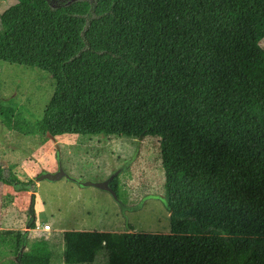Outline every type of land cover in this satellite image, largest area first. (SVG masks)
Segmentation results:
<instances>
[{"label":"trees","instance_id":"16d2710c","mask_svg":"<svg viewBox=\"0 0 264 264\" xmlns=\"http://www.w3.org/2000/svg\"><path fill=\"white\" fill-rule=\"evenodd\" d=\"M50 1L0 12V62L54 81L42 118L9 99L1 124L43 142L157 139L171 228L66 231L64 262L105 249L109 264H264V0ZM15 167L0 165L1 184H22ZM25 243L0 232V255L52 264L45 238L20 255Z\"/></svg>","mask_w":264,"mask_h":264},{"label":"rangeland","instance_id":"374dc122","mask_svg":"<svg viewBox=\"0 0 264 264\" xmlns=\"http://www.w3.org/2000/svg\"><path fill=\"white\" fill-rule=\"evenodd\" d=\"M55 1H50L51 5ZM14 3L0 0V12ZM53 92L54 81L46 72L0 62V103L13 99L26 109L28 119L42 118ZM0 165L6 175L9 166L15 165L13 172L22 183L16 187L0 183V232H23L24 252L34 240L45 238L54 253L52 264H66V231L170 234L157 139L64 135L43 142L39 136L7 130L0 120ZM60 167L79 183L103 182L121 170L119 178L124 186L118 189L120 203L106 191L81 186L66 177L38 180L44 172L58 173ZM46 224L51 231H44ZM16 260L0 255V264ZM92 264H109L107 251L101 250Z\"/></svg>","mask_w":264,"mask_h":264},{"label":"water","instance_id":"95a60500","mask_svg":"<svg viewBox=\"0 0 264 264\" xmlns=\"http://www.w3.org/2000/svg\"><path fill=\"white\" fill-rule=\"evenodd\" d=\"M74 1H78V0H71L68 4L74 2ZM121 170H118L116 172H114L113 174H111V176L103 181V182H81L79 183L76 179L71 178L68 174H66L62 168L60 167V170L58 171V173L56 174H50V173H43L38 180H50V181H57L63 177L68 178L69 180L73 181V182H78L79 185L81 186H91V187H95L98 188L100 190L106 191L109 194H111V196L117 201L119 202V198L118 195L116 193V191L113 189L111 183L112 181L119 176ZM120 203V202H119ZM26 236V235H25ZM24 236V238L26 239V237ZM24 245L20 251V255L24 252Z\"/></svg>","mask_w":264,"mask_h":264},{"label":"built area","instance_id":"2783aa9c","mask_svg":"<svg viewBox=\"0 0 264 264\" xmlns=\"http://www.w3.org/2000/svg\"><path fill=\"white\" fill-rule=\"evenodd\" d=\"M44 230L49 231L50 230V226L49 225H45Z\"/></svg>","mask_w":264,"mask_h":264},{"label":"clouds","instance_id":"9594fccd","mask_svg":"<svg viewBox=\"0 0 264 264\" xmlns=\"http://www.w3.org/2000/svg\"><path fill=\"white\" fill-rule=\"evenodd\" d=\"M44 173H46V172H44ZM46 225H49V224H46ZM50 226V225H49ZM45 227V226H44ZM45 232H49V231H51V226H50V230L49 231H46V230H44Z\"/></svg>","mask_w":264,"mask_h":264},{"label":"crops","instance_id":"0c3cea01","mask_svg":"<svg viewBox=\"0 0 264 264\" xmlns=\"http://www.w3.org/2000/svg\"><path fill=\"white\" fill-rule=\"evenodd\" d=\"M46 173H52V172L47 171Z\"/></svg>","mask_w":264,"mask_h":264}]
</instances>
